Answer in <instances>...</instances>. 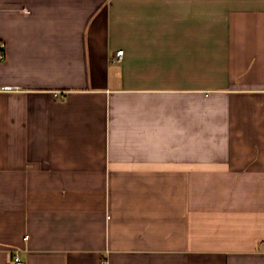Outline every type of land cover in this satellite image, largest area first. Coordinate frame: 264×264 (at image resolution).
I'll list each match as a JSON object with an SVG mask.
<instances>
[{"label": "crops", "instance_id": "obj_1", "mask_svg": "<svg viewBox=\"0 0 264 264\" xmlns=\"http://www.w3.org/2000/svg\"><path fill=\"white\" fill-rule=\"evenodd\" d=\"M0 39V264H264V0H0Z\"/></svg>", "mask_w": 264, "mask_h": 264}, {"label": "built area", "instance_id": "obj_2", "mask_svg": "<svg viewBox=\"0 0 264 264\" xmlns=\"http://www.w3.org/2000/svg\"><path fill=\"white\" fill-rule=\"evenodd\" d=\"M7 59V43L5 40L0 39V63L5 62ZM123 59V52H117L114 57L115 62H121ZM15 262H20V257H15Z\"/></svg>", "mask_w": 264, "mask_h": 264}]
</instances>
